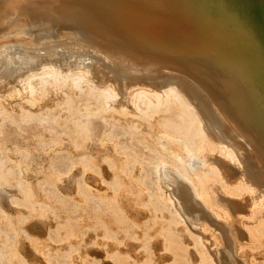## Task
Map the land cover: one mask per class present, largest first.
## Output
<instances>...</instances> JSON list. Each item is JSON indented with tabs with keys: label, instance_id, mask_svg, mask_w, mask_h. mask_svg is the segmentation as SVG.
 Returning a JSON list of instances; mask_svg holds the SVG:
<instances>
[{
	"label": "bare ground",
	"instance_id": "obj_1",
	"mask_svg": "<svg viewBox=\"0 0 264 264\" xmlns=\"http://www.w3.org/2000/svg\"><path fill=\"white\" fill-rule=\"evenodd\" d=\"M1 81L0 264H264V0H0Z\"/></svg>",
	"mask_w": 264,
	"mask_h": 264
},
{
	"label": "rangeland",
	"instance_id": "obj_2",
	"mask_svg": "<svg viewBox=\"0 0 264 264\" xmlns=\"http://www.w3.org/2000/svg\"><path fill=\"white\" fill-rule=\"evenodd\" d=\"M48 40H50V41H48ZM48 40H46L47 41V43L48 42H51V39H48ZM62 41V40H61ZM117 49H114V51H116ZM113 51V53L115 54L116 53V57H118L120 60L121 59H123L122 57H125V55H123V53H119L118 51H120V50H117L116 52H114ZM117 52H118V54H117ZM121 52V51H120ZM123 52V51H122ZM125 53V52H124ZM120 57H119V56ZM128 54L126 53V57H128L127 56ZM125 59V58H124ZM12 78V77H11ZM10 77L7 79V80H5V81H9V84L11 83V82H13L14 80V78H12L11 79ZM9 79H11V80H9ZM5 81H1L0 82V84L3 82H5ZM2 83V84H3ZM5 85H6V83H5ZM99 129V128H98ZM13 141H14V139H13ZM17 143H20L21 144V142L20 141H17ZM90 147H91V149H92V151H93V153H94V157L95 158H99V155H101V154H103V153H105V152H107V150H106V148H103V147H100V146H98V145H96L95 143H92V145H90ZM98 156V157H97ZM33 161H35L36 163H38V162H43L44 161V159L43 158H41V157H39V156H34V158H33ZM102 171H103V174L106 176V177H108L109 175H108V169L105 167V166H102ZM76 176H78V173L76 174ZM75 176V177H76ZM89 177H90V181L92 182V184L95 186V187H100V182H99V180L96 178V177H92V175H88ZM8 190H13V188H7ZM6 203H5V202ZM3 203H5L4 204V207L6 208V209H10V207H9V203H8V201L7 200H3ZM8 204V205H7ZM49 223V222H48ZM32 224H34V225H32V232H35V233H37V234H39V236H42V234H43V231H44V229H45V227L44 226H46V224L45 223H40L39 225L37 224V223H32ZM36 225H38V226H36ZM90 239H92V237L91 236H87V239L86 240H90ZM128 246H129V248H133L134 246L132 245V244H128ZM100 247L99 246H95V245H91L90 243L88 244H83L82 245V251L83 252H85V251H87V252H89V253H91L92 255H97V256H101L102 254H101V252L99 251H97L98 249H99ZM29 253H31V254H34V255H36L34 252L32 253V252H29ZM37 256V255H36ZM30 257V259H31V263L32 264H41V261L39 262V261H36V258L34 259V258H32V255H30L29 256ZM101 258V257H100ZM245 259H247V257H244ZM101 261H102V259H100Z\"/></svg>",
	"mask_w": 264,
	"mask_h": 264
}]
</instances>
